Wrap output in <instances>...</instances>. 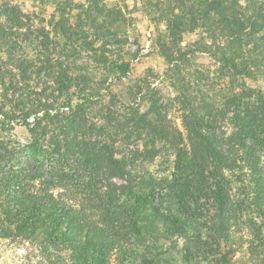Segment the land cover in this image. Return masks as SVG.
Masks as SVG:
<instances>
[{"label":"trees","instance_id":"1","mask_svg":"<svg viewBox=\"0 0 264 264\" xmlns=\"http://www.w3.org/2000/svg\"><path fill=\"white\" fill-rule=\"evenodd\" d=\"M32 2L40 13L0 0V86L15 104L0 131L33 137L22 155L0 139V236L29 241L35 264H161L177 244L185 264H238L242 219L264 243V0H140L168 96L132 81L119 2ZM131 139L132 157L162 154L161 174L129 177Z\"/></svg>","mask_w":264,"mask_h":264},{"label":"rangeland","instance_id":"2","mask_svg":"<svg viewBox=\"0 0 264 264\" xmlns=\"http://www.w3.org/2000/svg\"><path fill=\"white\" fill-rule=\"evenodd\" d=\"M22 8L25 14H30L32 10L40 13V5L33 4L32 0H15ZM110 2H119V4L124 8L128 16L134 19V31L129 35V41L124 47L127 52L137 53L136 63L134 64L132 70V81L140 80L142 78H147L152 81L153 87H160L165 96L173 93V89L167 87V82L165 78V72L167 69V64L165 59L159 53V48L156 44L157 29L153 26L146 15L141 10L140 0H108ZM54 10L52 4L45 5L46 15ZM162 28H164L162 26ZM194 39V36H186L183 46L187 42ZM1 60L5 57L3 56V51L0 52ZM5 60V59H4ZM7 60V59H6ZM199 62L203 65H211L212 60L206 54H203L199 59ZM264 87V81L260 83ZM127 82H121V87L116 90L128 91L124 87ZM4 104V105H3ZM0 106H4L5 111H10V109L15 107V104H11L10 100L6 101L3 97V92L0 86ZM174 107L171 111V117L175 120L176 125L184 132L185 127L182 121L181 112ZM1 117V116H0ZM32 122V119H30ZM230 126L227 124H221L219 131L223 134L229 132ZM11 135V137L7 136ZM31 131L26 126L15 125L14 129L8 133L0 131V139L4 140V144L11 150H17L19 155L24 154L22 152V145L28 144L32 140ZM19 142L21 145L17 144ZM139 141L136 139H131L128 143L126 151L130 154L128 156L130 165L129 168L132 170L130 178H140L146 170H150L156 175L161 174L163 160L162 154L158 155L154 160H147L144 157L137 156L132 157L130 150L138 147ZM21 151V152H20ZM117 182H125L123 179H116ZM127 182V181H126ZM246 219V218H245ZM234 242V254L232 259L238 264H256L264 262V243L257 238L253 233L252 227L244 219L239 221V224L233 230ZM164 243L162 246L164 249L172 247L176 243V238L172 237L169 240H162ZM152 244V243H149ZM176 245V244H175ZM175 250H171L172 257L170 260L166 259L161 262V264H185L182 261L181 253L179 252V245H176ZM35 251L31 247V243L26 240H21L20 242H13L9 239H5L0 236V264H35L36 260L39 258L35 256ZM113 264L116 262L113 260Z\"/></svg>","mask_w":264,"mask_h":264}]
</instances>
